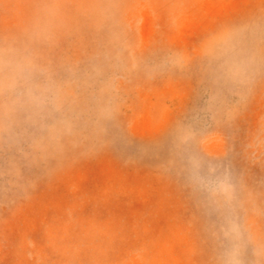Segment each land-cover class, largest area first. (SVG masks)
I'll list each match as a JSON object with an SVG mask.
<instances>
[{
    "label": "rangeland",
    "instance_id": "1",
    "mask_svg": "<svg viewBox=\"0 0 264 264\" xmlns=\"http://www.w3.org/2000/svg\"><path fill=\"white\" fill-rule=\"evenodd\" d=\"M0 264H264V0H0Z\"/></svg>",
    "mask_w": 264,
    "mask_h": 264
}]
</instances>
